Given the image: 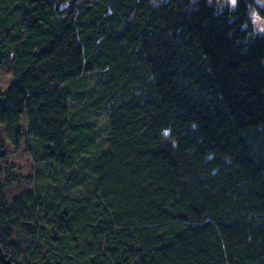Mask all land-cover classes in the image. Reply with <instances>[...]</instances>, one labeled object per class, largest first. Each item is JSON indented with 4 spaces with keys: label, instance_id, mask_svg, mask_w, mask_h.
<instances>
[{
    "label": "trees",
    "instance_id": "16d2710c",
    "mask_svg": "<svg viewBox=\"0 0 264 264\" xmlns=\"http://www.w3.org/2000/svg\"><path fill=\"white\" fill-rule=\"evenodd\" d=\"M218 5L0 0V128L34 142L0 264H264V7Z\"/></svg>",
    "mask_w": 264,
    "mask_h": 264
},
{
    "label": "rangeland",
    "instance_id": "374dc122",
    "mask_svg": "<svg viewBox=\"0 0 264 264\" xmlns=\"http://www.w3.org/2000/svg\"><path fill=\"white\" fill-rule=\"evenodd\" d=\"M210 2L219 4H228L233 5L235 0H209ZM258 4L262 7H264V0H258ZM251 18L253 25L257 32L264 33V19L260 17V15L257 12L252 11L251 12ZM11 40V39H10ZM9 41H1L0 39V51H3V49L6 47L7 43ZM11 57H13L12 53H9L7 56L8 61H10ZM94 79V78H93ZM92 79V76L86 79L85 83L81 87H79V92L83 93L85 90L88 91L91 85H94V80ZM14 78L13 76L5 70L3 65H0V92H5L9 85L13 82ZM73 108V109H72ZM76 107H72L71 105V111L75 112ZM104 114H100L99 117L96 118V121H101L103 123L104 120ZM95 116L91 112H85L82 115V118L84 121L89 120L90 117ZM103 116V117H102ZM21 131L24 132V118L21 117ZM99 125H101L99 123ZM23 134V133H22ZM100 139V137H98ZM0 140L3 142V148L0 149V170L3 174V176L0 177V181L4 182L6 180L5 178V172L9 171L10 176L12 177H19V178H25L27 176H30L32 174L33 170V162H32V156L29 153V150L27 148L28 144H32L34 142L32 141H26L25 139L22 140L21 144L18 148H14L10 144H8L5 140L3 129L0 128ZM87 173V172H86ZM85 178L88 177V174H84ZM60 179L63 181L64 179H70L65 176V170L60 169L58 171V176L56 179ZM83 176H74L71 180V184L64 186L61 189L60 196H70L73 194L74 189L77 188V185L81 183ZM63 179V180H62ZM30 185L26 183V181H22L20 183L11 182V184L4 189V196L7 201H10L12 198L16 197L20 192L24 191L26 188H28ZM58 195V196H59ZM21 258H19V261Z\"/></svg>",
    "mask_w": 264,
    "mask_h": 264
},
{
    "label": "water",
    "instance_id": "95a60500",
    "mask_svg": "<svg viewBox=\"0 0 264 264\" xmlns=\"http://www.w3.org/2000/svg\"><path fill=\"white\" fill-rule=\"evenodd\" d=\"M5 264H13L10 258L5 259Z\"/></svg>",
    "mask_w": 264,
    "mask_h": 264
},
{
    "label": "bare ground",
    "instance_id": "6f19581e",
    "mask_svg": "<svg viewBox=\"0 0 264 264\" xmlns=\"http://www.w3.org/2000/svg\"><path fill=\"white\" fill-rule=\"evenodd\" d=\"M7 38L10 40L11 39V33L7 34Z\"/></svg>",
    "mask_w": 264,
    "mask_h": 264
}]
</instances>
